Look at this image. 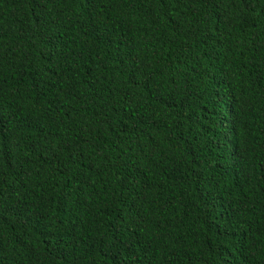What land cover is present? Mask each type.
<instances>
[{
    "label": "trees",
    "instance_id": "16d2710c",
    "mask_svg": "<svg viewBox=\"0 0 264 264\" xmlns=\"http://www.w3.org/2000/svg\"><path fill=\"white\" fill-rule=\"evenodd\" d=\"M0 264H264V0H0Z\"/></svg>",
    "mask_w": 264,
    "mask_h": 264
}]
</instances>
